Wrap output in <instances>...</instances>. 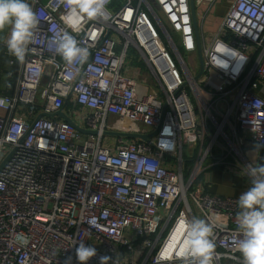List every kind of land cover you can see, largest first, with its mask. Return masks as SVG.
I'll use <instances>...</instances> for the list:
<instances>
[{"label": "built area", "instance_id": "obj_1", "mask_svg": "<svg viewBox=\"0 0 264 264\" xmlns=\"http://www.w3.org/2000/svg\"><path fill=\"white\" fill-rule=\"evenodd\" d=\"M28 2L34 41L14 94H0V264H76L81 242L97 248L89 264H180L193 217L212 226L215 264H240L238 197L209 192L201 176L221 167L249 178L246 165L264 157H254L264 144V0H233L210 40L196 12L199 79L183 57L199 59L190 0H110L107 21L61 0ZM62 30L88 47L86 63L49 49ZM131 47L155 86L124 72ZM66 108L95 133L36 119ZM154 129L148 141L106 135Z\"/></svg>", "mask_w": 264, "mask_h": 264}, {"label": "clouds", "instance_id": "obj_2", "mask_svg": "<svg viewBox=\"0 0 264 264\" xmlns=\"http://www.w3.org/2000/svg\"><path fill=\"white\" fill-rule=\"evenodd\" d=\"M65 8L89 20L109 19L107 5L110 0H61ZM39 24L37 13L28 0H0V32L10 27L6 39L8 52L23 62L33 43ZM50 50L62 57L69 65L84 64L89 59L88 47L82 46L74 35L61 31L49 42ZM264 144L254 146V157ZM156 165L148 163L146 169L154 171ZM250 187L238 197L237 228L241 235L235 241L240 264H264V163L246 165ZM187 249L180 256V264H215L218 259L213 229L204 219L193 217L186 221ZM97 248L83 242L75 247L76 264H89L97 257ZM101 261L104 257L100 258ZM69 256L65 264H72Z\"/></svg>", "mask_w": 264, "mask_h": 264}, {"label": "crops", "instance_id": "obj_3", "mask_svg": "<svg viewBox=\"0 0 264 264\" xmlns=\"http://www.w3.org/2000/svg\"><path fill=\"white\" fill-rule=\"evenodd\" d=\"M232 2L233 0H216V2L213 3L211 6H206L204 4L199 5L197 7L196 12L198 13V19L200 18L199 19V26L201 29L200 34L202 33L205 36L204 26L207 15L213 12L214 21L216 23L219 22L220 25L224 15L226 14ZM202 15H205L203 20L200 17ZM216 31L213 32L215 33ZM9 33H10V27H6L4 31L0 32V94H8V93L14 94L16 84L19 78L20 67H21V62L18 61L13 55H11L6 47V39ZM11 61H13V63H11ZM139 63L141 62H137L133 60V58H130L128 64L124 69V72L129 76L147 82L149 81L148 75L143 72L142 67L139 65ZM151 76L153 77V75ZM12 81L15 82L14 86L12 84ZM65 111L67 114H70L71 118H73L72 116H75V114L73 115L72 112L69 113L67 108L65 109ZM23 112L24 113L18 112L19 116L25 115V113H27L26 110H24ZM4 114L5 111L0 108V115H4ZM54 117L61 118L60 116H54ZM202 178L206 182L205 185L207 187V190L211 193L220 196L239 197V195L242 192H244L247 187V185L242 184L243 179L240 175L224 170L221 167L219 168L214 167L209 169L201 176V179Z\"/></svg>", "mask_w": 264, "mask_h": 264}, {"label": "water", "instance_id": "obj_4", "mask_svg": "<svg viewBox=\"0 0 264 264\" xmlns=\"http://www.w3.org/2000/svg\"><path fill=\"white\" fill-rule=\"evenodd\" d=\"M190 4H191V9H192V16H193V21H194V27H195V32H196V39H197V46H198V56H199V65H200V69L198 74L195 76V79H199L203 73V55L201 52V47H200V41H199V28H198V24H197V16H196V8L194 5V0H190ZM166 103L164 104L163 110L166 109ZM42 116H47V117H54V116H60L62 119L66 120L67 122L71 123L72 125H74L78 130L82 131V132H89V133H95V131H88L85 130L81 127H79L74 120L69 117L66 113H64L62 110L56 111V112H51V113H40L38 114V116L36 117V119L42 117ZM157 133V129H154L153 131H151L148 134H143V133H126V132H117V131H107L106 135H111V136H125L128 138H132V139H141V140H145L148 141L149 137H153L155 134ZM1 167V165H0Z\"/></svg>", "mask_w": 264, "mask_h": 264}, {"label": "rangeland", "instance_id": "obj_5", "mask_svg": "<svg viewBox=\"0 0 264 264\" xmlns=\"http://www.w3.org/2000/svg\"><path fill=\"white\" fill-rule=\"evenodd\" d=\"M213 16H214V14H213V12H211V13H209V14L207 15L206 20H205V26H204L205 36H206L207 39H208V37H209V40H210L212 34L214 33L213 31H216V30L218 29V27H219V22L216 23V22L214 21V19H213ZM199 19H200V18H199ZM212 32H213V33H212ZM162 45H163V44H162ZM132 48H133V49L130 50L129 58L131 57V58H133V60H135V61H137V62H141V63H139V65L142 67L143 72H144L145 74L148 75V80H149V81H147V83H149L151 86H155V84H156V80H155L154 76L152 77V76H151L152 74L150 75V72H149V70L147 69V67H146V65H145V63H144V61L141 59V55H140V53L135 49V47H132ZM183 57H184V60H185V62H186V64H187V66L189 67L191 73H192L193 75H195V74L197 73V70H196L195 64H196V65H199V59H198V57L196 56V59H194L193 62H192V59L190 60L189 57H188L187 55L183 54ZM156 88H157L158 91H159V88H158V87H156ZM72 117H73V119L76 120V116H72ZM107 137H108V136H106L105 139H106ZM109 138H110L111 140H114V136H110ZM240 176H241L242 179H243V183H242V184L247 185V187L250 186V179L244 177L243 175H240ZM240 181H241V180H240ZM240 183H241V182H240Z\"/></svg>", "mask_w": 264, "mask_h": 264}, {"label": "trees", "instance_id": "obj_6", "mask_svg": "<svg viewBox=\"0 0 264 264\" xmlns=\"http://www.w3.org/2000/svg\"><path fill=\"white\" fill-rule=\"evenodd\" d=\"M132 49H133V48L131 47V49H130V50H132ZM14 83H15V82H14V81H12V84H13V86H14ZM8 94H9V93H8ZM259 163H264V157L260 159V162H259ZM217 168H219V167H217Z\"/></svg>", "mask_w": 264, "mask_h": 264}]
</instances>
